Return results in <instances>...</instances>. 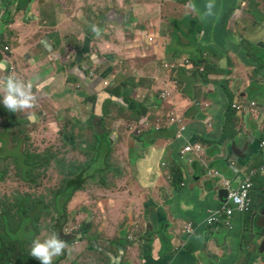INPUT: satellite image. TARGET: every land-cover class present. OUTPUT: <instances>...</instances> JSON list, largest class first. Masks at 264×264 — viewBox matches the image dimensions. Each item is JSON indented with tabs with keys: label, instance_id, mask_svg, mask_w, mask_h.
I'll return each instance as SVG.
<instances>
[{
	"label": "crops",
	"instance_id": "0c3cea01",
	"mask_svg": "<svg viewBox=\"0 0 264 264\" xmlns=\"http://www.w3.org/2000/svg\"><path fill=\"white\" fill-rule=\"evenodd\" d=\"M15 1L22 9L17 11L18 5L11 9L16 20L9 35L15 45L9 44L11 53L1 52L0 92L8 54L9 61L19 67L22 77L34 88L39 97V109L13 117L14 121L10 116V122H26L21 129L27 131L35 125L41 126L37 138L50 133L60 136L66 124L72 127L78 123L81 128L92 126L100 134L99 138H106L109 145L117 143L118 152L110 156L109 172L113 173L114 166L122 175L129 171V177L120 178L118 193L106 182L98 199H94L98 194L93 190L85 193L84 189L75 195L72 200L75 210L84 199V205L91 206L87 215L89 223L82 231H74L75 236L81 240L84 236L88 245L98 246L94 242L98 234L108 236L111 229L118 237L125 231L128 235L121 239L124 246L116 244V255H109L104 264H250L244 258V250L250 246L256 252L264 240V196L258 197L255 203L252 200L255 181L262 182L264 173L258 172L252 180L251 214L241 213L230 204L227 207L232 210L230 219L222 213L220 220L210 225L215 208L219 212L225 207L224 196L220 195L222 180L218 179L227 155L228 170L226 167L224 176L234 187L251 171L264 165V160L258 161L264 157L261 146L264 142V109L261 108L264 105V38L259 40L263 67L257 70L260 64H252L254 59L247 58V49L241 50L235 39L238 36L236 12L240 9L234 8L241 0L233 3L234 6L232 0H24L25 5H22L23 0ZM209 4L213 5L211 14H208ZM232 25L234 32L228 30ZM206 27L210 29L205 30ZM258 30L257 36H264V27ZM187 41L192 42L188 47L185 46ZM198 44L205 51L202 58H197L199 50L195 45ZM208 52L209 55L214 53L218 61L209 57L208 70L204 71L208 75L203 77L202 85L199 88L186 86L184 93L185 87L177 76L187 73L185 62L189 60L186 59L194 56L195 60H200L198 66L204 68L201 59L206 61ZM151 56L169 61L168 72L159 71V63L158 69L153 71L149 65L138 66L149 62ZM240 62L245 66L252 64L253 69L246 76L240 75L238 81ZM93 69H97V76L90 80L88 76ZM152 72H156L154 86L158 89L163 85L162 88L172 93L173 115L186 120L185 130L179 133L180 125L178 131L170 123V131L145 132L148 135L139 134L141 138L136 137L135 131L126 138L129 131L110 130L109 122L124 120H119L122 118L118 113L110 115V107L105 115L104 104L99 107L100 98L109 90L102 87L99 78L108 79L111 90L120 91L123 98L131 100L126 110L131 112L137 111L144 102L145 89L140 83L146 76L151 78ZM216 79H228L231 83L222 87ZM153 90L156 88L153 87L151 93L155 92ZM228 92L235 97V106H239L240 97V107H247L237 119L223 115ZM151 93L145 101L148 108L158 110L164 101L157 94L151 98ZM254 97L259 99L258 104ZM0 101L2 103L1 98ZM115 102L121 103L116 99ZM104 116L106 132L102 127ZM128 116L124 128L139 124L130 119V114ZM213 126H217L216 131ZM233 127L242 134L234 136L231 144L227 136ZM82 130L75 131L81 133ZM85 134L90 135V132ZM121 136L126 142L118 141ZM196 143L203 147V155L184 154L180 160V154ZM2 148L0 143V152ZM5 155L6 151L0 160L7 159ZM112 157L122 161L111 162ZM174 158L175 167L171 170ZM177 169L181 175L179 187L172 185V174L169 175V170L172 173ZM207 169H213L215 179L206 176ZM91 180L92 177L87 178V182ZM98 206L100 220L93 223L92 212L98 213ZM78 216L83 218L86 214ZM0 217L8 216L0 211ZM187 223H192L194 228L189 238L183 230ZM13 230L7 220L0 218V235L9 238L11 245ZM4 256H0V264L5 263Z\"/></svg>",
	"mask_w": 264,
	"mask_h": 264
},
{
	"label": "rangeland",
	"instance_id": "374dc122",
	"mask_svg": "<svg viewBox=\"0 0 264 264\" xmlns=\"http://www.w3.org/2000/svg\"><path fill=\"white\" fill-rule=\"evenodd\" d=\"M26 3L27 1H24V0L22 1V5H25ZM234 5L235 4H233V6ZM238 6H239L240 11L236 12L237 27L235 28V31H237L238 36H236L235 39L236 41H238V44L240 45L241 50L247 49L248 51L247 58H251V60L252 59L256 60V58L261 59V56L263 55L262 53L263 50L260 48L259 40L261 38H264V36H261L259 38L257 36V33L259 31L258 29H261L264 27V0H241L240 5ZM228 30L234 32V26L232 25V27H229ZM189 42L192 43L191 41H187L185 43L186 47H188ZM4 43L10 44V41H8L7 39H4L3 43L0 44V49L3 47ZM174 43L178 44L179 42L175 41ZM233 49H235V45L233 46ZM174 51L176 53L180 52L178 49H174ZM2 52L6 54L4 51ZM204 52L205 51L202 49V53H201L202 56L204 55ZM160 55H161V49H160ZM213 55L214 53H210L209 55V52H208L206 61L204 59L202 60V65L204 66V68L201 66H198V63L200 62V60L199 62H196L194 59V56L193 58L191 57L190 59H186V60H189L188 62L187 61L185 62V65L188 68L187 73H185L181 77L179 75L177 76V80L180 81L181 84L185 87L184 93H186V88H187L186 86L191 85L193 86V88H196L198 86L199 88L200 87L199 85H202L203 77L208 75L207 73H204V71L208 70L209 57L212 56V60L214 62H217L219 59L217 56H213ZM5 58H8V54L5 55ZM161 58L162 59L159 61L158 57L154 58L153 56H151L148 58L149 62H141V64H139L138 66L146 67L149 65V68L151 69V71H153L154 68L156 67L158 69V63H159V71L168 72L167 70L170 69L169 66L171 64L167 63L169 61L164 60V57H161ZM239 64L240 65L237 71L238 81H239L240 75L246 76L247 74L251 73L253 69L252 64H249L248 66H245L243 62H240ZM241 67H243V70H240ZM202 68H203V71H201ZM213 69H219V67L218 68L213 67ZM152 73L153 74L151 78L149 76H146L144 80L145 83L144 81L140 83L141 85H143V88L145 89V91L143 94L144 102L139 105V108L143 107V109L140 111L137 110L139 112V121H140L138 122L139 124L134 127L133 125H130L129 127L124 128L125 124L129 121L128 114L126 115L124 114L121 116L122 119H119V120H124L123 122H116V123L109 122L110 130L118 129V130H122V132L129 131V134L126 135V138L128 137V135L133 136V133H134L133 131H135L136 136L138 134H144L146 131H151L152 129L154 130L161 129L162 130L161 132L170 131L169 130V124H170L169 119H170V116H172L174 113V104L171 99L172 93L167 91L166 88H162L163 85H161L162 89L161 88L157 89V85L154 86V83H156V72H152ZM173 77H175V73H173ZM198 81H199L198 85H195L196 82ZM216 81H218L221 85L222 83L225 84V87H228V85L231 83L228 79H224V80L216 79ZM153 87H155L156 90H153L155 92L151 93V89ZM182 87L178 89V91L182 90ZM162 90H164V92H161ZM190 91H193V90L190 89ZM150 93H151V98H153L157 94L160 100L164 102H163V105L158 110H155L154 107H151L152 110H150V113L148 114V109H150V106L148 108V103H146L145 99L148 98V95H150ZM159 93L161 94V96H159ZM110 95L113 98H117V95L115 94V92L110 93ZM254 101L256 104L259 103V99L257 97H254ZM235 102L236 100H235V97L232 96V92H228L227 97L223 104L224 106L223 115L226 118L233 117L237 119L241 116L239 112L240 109L235 110V107H236ZM238 103L240 107V97L238 99ZM261 108L263 110L264 105L263 106L261 105ZM234 111H238V113L237 112L234 113ZM135 112L136 111H134V114ZM114 113L119 114V108L110 107V115ZM33 116H34V113H33ZM5 118H0V137L4 136L12 140L13 148L17 147L18 144L22 145L25 148V153L34 154L36 156L40 155L42 157H44L46 154L50 155V159L52 160V162L55 163V166L53 165L50 166V162H48L46 164L48 168L41 170L39 172V175H38V172L33 174L32 178L35 179V182H31V178L27 181L28 177L21 179L19 176V170H17V163L14 159V158H17L18 156H14V158L13 157L11 158L9 148L12 149V147L7 146L8 148L6 150V155H5L7 156V159L2 158L0 162V211L1 212L4 211L3 204H7L8 206L7 210H10L11 208L13 210V212L6 211L8 215H10L9 213H14L17 215V213L20 211V208L21 207L24 208L26 206L25 209L28 210V214H29L27 216L28 218L27 220L28 222H30V220L32 219V215H33L32 214L33 210L30 205H32L34 201H42V202H45V204L46 203L48 204L50 200L52 199V193L56 191L62 185L64 176L61 175L60 173V169H59L60 161L66 162V164L70 165L69 169H71L74 172V174L71 177L72 180L76 179L77 175L79 177L81 175V172H83L81 169H79V167L77 168V166L85 165L84 163L88 161L89 156H92V154L89 153L88 151H91L94 154V157L96 160L100 159L98 161L99 162L98 166L96 167L94 171L101 169L103 167L102 163L104 159L107 158V154L106 155L100 154V152H98V148H97L98 146H96V144L93 145L95 140L99 142V139L97 138V135L94 133L95 131L92 130L91 126H86V128H81L78 123L74 124L76 122L74 120L73 121L74 126L70 127L69 124H66L64 128L66 129V131L64 132L63 130V133L60 135V137L56 139H50L49 137L45 136L43 139V143L40 144L42 138H37L36 135L41 134L42 127L39 125H35V127H31V129H29L28 131L30 135L32 134L35 135L33 136V139H35V142L32 138L29 137L28 139H30V141L28 142V146H25L20 141L19 139L20 136L16 132H19L21 127L25 125L23 123H26V122L24 121L19 122L18 126L15 129H13V131L15 132L13 133L8 130V127L13 125V123L10 122L7 116H5ZM134 118L135 117L133 115L130 116L131 120H133ZM146 119H147V123H146ZM181 119H182V116H181ZM11 120L14 121V118L12 117ZM86 120H88V117L86 118ZM185 121L186 120L183 118V125L187 126ZM104 125H105V128H107V124L102 123L103 129H104ZM88 128H90V130H88L90 132V135H87L86 138L82 137V133L75 131L76 129L81 130V129H88ZM70 129L72 131L73 130L75 131V134L77 135L76 141L69 140L70 139L69 135L71 132ZM216 129H217V126L215 127L213 126V130L216 131ZM248 131L253 132L251 128H248ZM91 132L93 134H91ZM64 133L65 135L68 136L65 138L66 143L62 142L61 136ZM241 134L242 133L235 132L234 127H233V130L229 132L227 138L232 144V139H234L233 137L237 135H241ZM126 138L121 136L119 137L118 141L120 143H124L126 142ZM110 146H111V154L118 152V147H116L117 143L110 144ZM231 146L229 147V149H231ZM21 153L22 152L15 153V154L19 155ZM231 153H232V149H231ZM117 160H118L117 157H112L111 162L116 161L115 163H118L122 161V160H119V161ZM263 160H264V157H260L258 159L259 163H261ZM171 164L173 166H170V168L171 170H173L175 167V158L171 160ZM184 166H185V163H184ZM226 167L228 170V155H227L226 165H224V169H223L224 175L226 173ZM171 170H169L170 171L169 175L172 174ZM94 171L88 170V174H87L88 178L94 176V173H93ZM103 171H106V172L100 175V177L91 180V182H89L88 185H86L85 190H84L85 193H86V190H89V191L93 190L94 194L97 193L98 195H95L94 199H98L101 194V188H102L101 177H103L106 182H110V184L115 188V192L117 193L119 192L117 188V184L119 183L120 178L129 177V171H125V175H122L118 173L115 166H114L113 173L109 172L108 167H105ZM176 173H180V170L176 171ZM85 179L87 178L85 177V175H83V180L85 181ZM227 186L228 184L223 189H227ZM261 189H264V180L262 182L256 180L255 181V191L252 193V200L254 201V203L256 202L258 197L264 196V191L262 192ZM220 195H221V191H220ZM30 197H31V201L29 202ZM85 201L86 199H84L81 202V204L76 208V210L74 208V205H72V202L67 206L66 210L68 214V222L64 226L65 230L73 229L74 231L80 232L82 231V229L85 228L84 226H86L87 223H89L87 215L88 214L90 215L89 209L91 208V206L86 207L84 205ZM68 208H69L70 213H68ZM98 208H99L98 213L94 214V212H92L93 219H91V221L93 223L100 220L99 214L101 212H100L99 206ZM219 211H221V209ZM80 213H85L86 216H83V218H80L78 216V214ZM214 214H215L214 221H216V208H215ZM54 217H56V214L52 211V209H49L47 212H43L42 217H40L41 220L39 222H40L41 230L38 233V235L39 237L41 236L43 240L50 237L51 234L54 232L52 229V227L56 224V222L54 221L56 218ZM121 227L122 226H120V228ZM99 229H100V226L97 227V230ZM183 230H184L186 237L189 238L191 234V230H192V223L185 224L183 227ZM23 232L24 231H21V227H18L17 229H15V233H17L16 235L21 236V238H24V235L22 234ZM83 232L85 233L86 231H83ZM246 232H249V231H246ZM7 234L9 233L7 232ZM27 235H28V232L26 233V237ZM127 235L128 234H126V232L124 231L123 233H119L117 237L113 233V230L111 229H110V233L108 236L102 237L101 234H98L97 241H94L98 244L97 249H95V251L91 252L90 250L89 251L86 250L85 246L82 244H80L79 246L72 247L70 249L69 260L67 262H63L62 264H75V263H78V264H100L102 263L103 264V261L107 262L108 260L107 257L104 256V252L111 251L115 253L116 245H114V243L120 242V240L122 238H126ZM83 237H82V240H84ZM15 238L16 236L13 237V240H15ZM85 241L88 242V240H85ZM32 245H33V241L28 244L30 248H32ZM181 248H184V247L181 246Z\"/></svg>",
	"mask_w": 264,
	"mask_h": 264
},
{
	"label": "clouds",
	"instance_id": "9594fccd",
	"mask_svg": "<svg viewBox=\"0 0 264 264\" xmlns=\"http://www.w3.org/2000/svg\"><path fill=\"white\" fill-rule=\"evenodd\" d=\"M0 4H3V8L0 9V44L3 43L4 39H7L8 41H10V44L15 45L14 38H12V36L9 35L10 28L16 20V15H13V12L11 9L16 5H18L17 11H20L22 8L19 6L18 2L15 0H10V2H5V3H4V0H0ZM212 7H213L212 4L208 5V9H209L208 14H211V8ZM93 30L98 32V30L95 28ZM2 51H4L5 53H9V52L11 53L12 52L11 47H9V43H4L3 47L0 49V56L1 57H2V55H1ZM9 56L10 55H8V58H5V59H7L6 62L8 64V66H7V72H6L5 79L2 80L3 84H2V89L0 92V98L2 99V103L0 101V118H5V116H7L8 118H10V116L11 117H18L25 112H29V111L35 112L39 109V107H38L39 106V97L36 95L34 88L31 87V84H28V81L22 77L19 67L17 65H15L14 63H11L9 61ZM96 76H97V69H93L89 73L88 79L95 80ZM99 79L102 80L100 83L102 85V87L104 86L105 89H109L108 92H106L100 98L99 107L101 104L103 105L104 103H106L107 101L110 100L111 105L109 107L119 108V116H122V115L128 113V114H130V116L133 115L135 117L133 119V121L140 122L139 121V115L136 114V112H138V111H136L135 114H134V111H131V112L126 111L130 105L125 100L127 98H123L120 91H117L114 89L111 90L110 89V83L108 82L109 81L108 79L105 80V79H102L101 77ZM112 92H115V94H116V92L118 93V94H116L117 98H113L110 95V93H112ZM119 94L121 97L119 96ZM160 96H161V94H160ZM118 97L122 98L123 100L119 99ZM84 98H86L85 95H84ZM115 99L120 101L121 103L115 102ZM118 106H120V107H118ZM109 107H108V109H109ZM151 107L152 106H150V109H148V114L150 113V110H152ZM246 108H247L246 105L242 106V107L238 106V108L236 106L235 110L240 109L239 112H244V111H246ZM25 110H27V111H25ZM236 112H238V111H236ZM104 121H105V116H104L103 123H104ZM146 123H147V119H146ZM17 126H18V124H13V125H11V129H15ZM64 128L65 127H63L61 132L59 133L60 135L63 133V130L65 132ZM88 130H90V128L82 130L81 133H82L83 138L87 137L85 132ZM92 130H93V127H92ZM104 131L106 132V130H104ZM161 131H162L161 129H155V130L152 129L151 131H146V132H148V133H150V132L161 133ZM11 132L15 133L13 130ZM94 133L97 135L99 142H101L103 140V137L101 136L99 138L100 134L97 133V131H95ZM91 134H93V133L91 132ZM19 135H25L27 138L30 137L33 139V136L30 135L29 132L25 129H20ZM139 136L140 135L138 134L136 137H139ZM33 140L35 142V139H33ZM99 142L97 140H95L93 145L96 144V146H98ZM197 145H199L201 147V149H202L201 153L197 154L195 151H192V152H189V154L201 157L203 155L204 149L200 144L196 143L193 147H190V148L193 149ZM88 152L92 154V156H93L92 159L95 160L94 154L91 151H88ZM232 155H233V147H232ZM179 158H180V160H182L183 155L180 154ZM83 173L84 172H81V175ZM215 175H216V172H215ZM206 176L209 179H212V180L215 179L213 169H207ZM98 177H100V176H97V177L93 176L92 178L96 179ZM77 178H78V175H77ZM218 180H222L221 186H220L221 190L227 184H229L230 186L232 185V187H234L233 183L230 180H228L224 176L223 173H222L220 179H218ZM85 181L87 182V179ZM88 183L89 182H87L86 185H88ZM105 184H106V181L102 179L101 186L103 187ZM86 185L81 183V189L75 192L73 198L75 197V195L78 192H82L85 189ZM226 190L227 189H223V191H226ZM73 198L71 199L70 203L72 202ZM225 202H227V199L225 200ZM68 213H70L69 208H68ZM64 226H65V224L62 227V231L53 232L50 237H48L44 240L42 238L35 239L33 241V245L31 248V256L38 259L41 262V264H62L63 262H67L69 260L70 249L72 247L79 246L80 244H82L85 246L86 250H88V251L90 250L92 252V251H95V249H97L96 244L88 245L89 242L81 240V238H78L75 236L73 229L65 230ZM58 256H59V259L57 258ZM75 264H78V263H75Z\"/></svg>",
	"mask_w": 264,
	"mask_h": 264
},
{
	"label": "trees",
	"instance_id": "16d2710c",
	"mask_svg": "<svg viewBox=\"0 0 264 264\" xmlns=\"http://www.w3.org/2000/svg\"><path fill=\"white\" fill-rule=\"evenodd\" d=\"M238 0H232V4L235 3ZM5 2H10V0H4ZM237 7H239L238 5H235L236 9ZM210 27H206L205 30H209ZM201 45V44H200ZM198 44L195 45V47H198L197 49L199 50L197 58H202V49L201 46ZM201 49V50H200ZM246 52V51H244ZM1 58V56H0ZM203 60V59H201ZM196 62H199V60H195ZM262 60L256 58V60H253V62H251L252 64L256 65V64H260V66L257 68V70L261 69L263 66L262 64ZM225 84L222 83V87H224ZM221 87V88H222ZM116 94H118L116 92ZM120 96V94H119ZM121 97V96H120ZM126 102L128 104L131 103L130 99H125ZM111 101H107L106 103H104V115L107 113V109L111 103ZM143 107L139 108L138 110H142ZM137 115H139V112H136ZM9 131H12L13 129H11V126L8 127ZM66 131V129H65ZM144 135H148V134H144ZM19 139L20 141L25 145L28 146V142L30 141V139H28L25 135H19ZM46 137H49L50 139H56L60 136H56L54 134H48L45 135ZM42 138L41 143H43V139ZM142 135L139 136V138H141ZM62 142L66 143V137H68L67 135L63 134L62 136ZM69 140L70 141H76L77 137L75 136V131H71L70 135H69ZM0 143L3 145L2 151L0 152V157H3L5 154V151L7 150L8 147H12V140L8 139L7 137H0ZM39 144V145H40ZM38 145V147H39ZM8 146V147H7ZM98 152H100V154L102 155H106L107 154V158L104 159L103 161V167L101 169H98L96 171H94L96 169V167L98 166V161L100 160H93V156H89L88 161H86L84 164L85 165H81V166H77V168L79 167V169H81L84 172V175L86 178H88V170L89 171H94V176H100L102 175L104 172L103 171L105 167L110 166V154H111V146L109 145V143L107 142V139L103 137V140L101 142H99L98 144ZM10 150V156L11 158L14 156H18L17 158H14L16 163H17V170H19V176L21 179L28 177L27 181L31 178V182H35V179L32 178L33 174L39 172L45 168H48V166L46 165L48 162H50V166L53 165L55 166V163L52 162V160L50 159V155L46 154L44 157L40 156V155H34V154H30V153H25V148L18 144L17 147L13 148H9ZM21 154L17 155L15 153H20ZM57 160V159H56ZM1 162V160H0ZM69 164H66V162L60 161V173L61 175L64 176V180L62 182V185L52 193V199L50 200V202L47 204H45V202L42 201H34L32 203V205H30L32 207L33 210V215H32V219L30 220V222H28V218L27 216L28 214V210L25 209V207H21L20 211L16 214L14 213H9L10 215H8L6 213V211H12V208L10 210L8 209L7 204H3L4 207V211L5 214L8 217H0L1 219L7 220L8 222V226L12 229H14L13 231L15 232V229H17L18 227H21V231H24L22 234L24 235V238H21V236H17V233H14V236H16L15 240L13 241L12 245L10 247H12V259H14L13 264H41V262L32 257L31 256V248L28 246V244L30 243L29 240L34 241L35 238L37 239L39 237L38 233L41 230L40 227V220L43 215V212H47L49 209H52V211L56 214V218L54 221L56 222V224L52 227L54 232H59L62 231V227L64 225L65 222H67L68 219V214H67V206L69 205L71 199L73 198L74 194L76 191L81 189V183L86 185V181L83 180V174L72 180L71 177L74 174V172L69 169ZM260 167V165H259ZM178 171V169L176 170ZM176 171H172V185L175 187H179L180 186V180H181V175L179 173H176ZM93 177V176H92ZM101 179L105 180L103 177H101ZM86 180V179H85ZM105 189V187H104ZM264 200V198L262 199ZM31 201V197L29 198V202ZM27 211V212H26ZM253 211V204H252V209L250 214ZM218 220H220L219 217H217ZM29 223V224H28ZM31 226V228H30ZM29 229V230H28ZM28 232V235L26 237V233ZM119 245V242H117ZM4 245L3 242H0V247H2ZM124 245H121L120 247H123ZM59 259V256L57 257ZM53 262V261H52ZM9 264V263H8Z\"/></svg>",
	"mask_w": 264,
	"mask_h": 264
},
{
	"label": "built area",
	"instance_id": "2783aa9c",
	"mask_svg": "<svg viewBox=\"0 0 264 264\" xmlns=\"http://www.w3.org/2000/svg\"><path fill=\"white\" fill-rule=\"evenodd\" d=\"M181 116H171L169 119V123L171 125L173 124V127H176L179 131V125H180V132L185 130V127L183 126V119H180ZM262 147H264V142L261 144ZM195 151L197 154H200L202 149L199 145L192 148H186L182 155L189 154V152ZM258 172L264 173V165L257 171H251L248 176L242 180L239 184H237L236 187H232L228 184L227 186V202L225 204V207L219 211L216 212V221L217 217H219L222 213H226L229 216V219L232 215V210L227 209V207L232 204L235 208H237L238 211L241 213H249L252 209V201H251V191L253 189V178L256 176ZM214 219L210 220V225L213 223H216ZM214 225V224H213ZM191 233L193 235L194 228L191 230Z\"/></svg>",
	"mask_w": 264,
	"mask_h": 264
},
{
	"label": "water",
	"instance_id": "95a60500",
	"mask_svg": "<svg viewBox=\"0 0 264 264\" xmlns=\"http://www.w3.org/2000/svg\"><path fill=\"white\" fill-rule=\"evenodd\" d=\"M227 195L228 192L227 191H222L221 190V196L223 198V200L225 201L227 199ZM226 203V202H224ZM250 246H248L245 250H244V258L247 259L248 263L250 264H264V240L261 243L259 249L255 252L252 251ZM243 254V253H242Z\"/></svg>",
	"mask_w": 264,
	"mask_h": 264
},
{
	"label": "flooded vegetation",
	"instance_id": "af4514ba",
	"mask_svg": "<svg viewBox=\"0 0 264 264\" xmlns=\"http://www.w3.org/2000/svg\"><path fill=\"white\" fill-rule=\"evenodd\" d=\"M40 238H42V237L41 236L38 237V239H40ZM8 239L9 238L4 237L3 234L0 235V242H3L4 243V245L2 247H0V256L2 254L5 255L4 256V259H5V263L4 264H8V263L9 264H13L14 259H12V249H11L12 247H10L11 246V243L9 242ZM29 241H30V243L32 242V240H29ZM116 244L118 246V243L117 242L114 243V245H116ZM123 244L124 243H122V240H120L119 245L121 246ZM109 255H116V253H112V252H109V251H105L104 252V256H106L107 259L109 258Z\"/></svg>",
	"mask_w": 264,
	"mask_h": 264
}]
</instances>
